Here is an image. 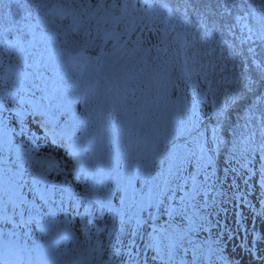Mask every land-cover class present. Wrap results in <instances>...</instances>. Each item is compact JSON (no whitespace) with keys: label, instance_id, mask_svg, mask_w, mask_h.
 Listing matches in <instances>:
<instances>
[{"label":"snow or ice","instance_id":"obj_1","mask_svg":"<svg viewBox=\"0 0 264 264\" xmlns=\"http://www.w3.org/2000/svg\"><path fill=\"white\" fill-rule=\"evenodd\" d=\"M250 196L264 0H0V264H225Z\"/></svg>","mask_w":264,"mask_h":264},{"label":"trees","instance_id":"obj_2","mask_svg":"<svg viewBox=\"0 0 264 264\" xmlns=\"http://www.w3.org/2000/svg\"><path fill=\"white\" fill-rule=\"evenodd\" d=\"M249 199L255 210L246 203L236 202L235 207L226 203L223 206L225 210L218 217L220 226L214 231L219 233L225 264H247L238 254H245L248 260V249L261 241L264 233V218L256 215L260 205L251 196Z\"/></svg>","mask_w":264,"mask_h":264},{"label":"rangeland","instance_id":"obj_3","mask_svg":"<svg viewBox=\"0 0 264 264\" xmlns=\"http://www.w3.org/2000/svg\"><path fill=\"white\" fill-rule=\"evenodd\" d=\"M260 254L257 253V257L259 256ZM253 264H258V258L256 260L253 259Z\"/></svg>","mask_w":264,"mask_h":264}]
</instances>
